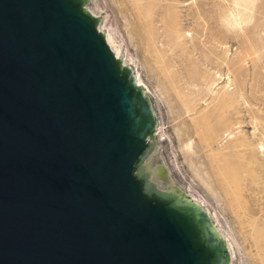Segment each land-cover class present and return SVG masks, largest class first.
<instances>
[{
  "label": "water",
  "instance_id": "1",
  "mask_svg": "<svg viewBox=\"0 0 264 264\" xmlns=\"http://www.w3.org/2000/svg\"><path fill=\"white\" fill-rule=\"evenodd\" d=\"M88 0H0V264H230Z\"/></svg>",
  "mask_w": 264,
  "mask_h": 264
},
{
  "label": "rangeland",
  "instance_id": "2",
  "mask_svg": "<svg viewBox=\"0 0 264 264\" xmlns=\"http://www.w3.org/2000/svg\"><path fill=\"white\" fill-rule=\"evenodd\" d=\"M88 1L150 89L155 127L190 193L232 239L229 263L264 264V0Z\"/></svg>",
  "mask_w": 264,
  "mask_h": 264
},
{
  "label": "bare ground",
  "instance_id": "3",
  "mask_svg": "<svg viewBox=\"0 0 264 264\" xmlns=\"http://www.w3.org/2000/svg\"><path fill=\"white\" fill-rule=\"evenodd\" d=\"M94 3V2H93ZM171 6V5H170ZM165 8H169V5H165L164 6ZM99 14V13H98ZM97 16V15H96ZM97 18H98V20L100 21V23L102 22L101 20H100V17L99 16H97ZM139 23H142V25H144V28L146 29L145 30V32H144V34H143V38H144V44H145V49H146V53H147V55L149 56V57H151V58H153V59H155L154 57V50L156 51V49H154L153 51L151 50L152 48H154V46H151V35L153 34L149 29H148V27H149V22L146 20V19H140L139 20ZM102 24H104V23H101V25ZM141 26V25H140ZM103 27V26H102ZM142 27V26H141ZM105 31V30H104ZM142 32V31H141ZM105 33H106V31H105ZM142 34V33H141ZM106 35H107V33H106ZM107 37L109 38V40H110V42H111V44H112V46H113V48H114V50H115V52H116V54H117V56L119 57V59H120V61H121V63H122V65L123 66H125V67H128L129 68V70H130V73H131V75H132V77H133V81H134V84H135V86L137 87V88H139L140 90H141V92H142V94H143V96L145 97V98H149V91H150V89H148L147 88V86L146 85H144L143 83H142V80H141V78L138 76V73H136V72H134L133 71V68L131 67V65H129L126 61V58L124 59V57H123V54L121 53V50H120V47L114 42V40L112 39V37L109 35H107ZM150 46L152 47V48H150ZM154 56V57H153ZM156 59H158V57L156 58ZM155 59V60H156ZM154 62H156V61H154ZM158 62V61H157ZM130 63V62H129ZM161 63V62H160ZM132 64V63H131ZM135 69H136V67H135ZM135 71H137V70H135ZM151 97H153L152 95H151ZM155 98V97H154ZM150 107H151V109L153 110V112H154V115H155V120H156V122H157V117H156V113H155V110L153 109V107L150 105ZM157 125V124H156ZM159 128V127H158ZM179 132V131H178ZM178 134V138H180V135H181V132H179V133H177ZM180 140V139H179ZM180 149H181V151L182 152H184V153H189V152H192V150H193V141L190 139V138H187L186 140H184L182 143H181V145H180ZM196 174V176L197 177H199L198 176V174L197 173H195ZM199 179V178H198ZM226 184V187H227V189H232L233 187H234V185L232 184V183H230L229 181H227V182H225ZM232 195H236V194H234V192H232L231 193ZM227 195H228V193H227ZM192 196H193V194H192ZM193 198H194V200H195V202L197 203V205L208 215V217H209V220L211 221V224H212V228H213V230L215 231V233L217 234V236L220 238V239H222L223 240V242H224V244H225V246H226V249H227V251H228V254H229V258H230V260H233V257H234V254H233V248H232V245H231V242H230V239H229V237L228 236H225V235H223L222 233H221V231H220V229H219V223L217 222V218H216V215L214 214V213H211L208 209H207V207L198 199V198H196L195 196H193ZM234 201H236V200H234ZM234 201H232V202H229L230 203V207H231V209L233 210V213L234 214H236L237 213V211L239 210L238 209V207L239 206H242L241 205V203H237V201L236 202H234ZM252 214V213H251ZM248 215H250V212L248 211V210H246V209H244L243 210V214H242V216H241V218L243 219V218H245V217H247ZM250 225V224H249ZM223 231V230H222ZM224 232V231H223ZM232 240V239H231ZM234 246V245H233Z\"/></svg>",
  "mask_w": 264,
  "mask_h": 264
}]
</instances>
